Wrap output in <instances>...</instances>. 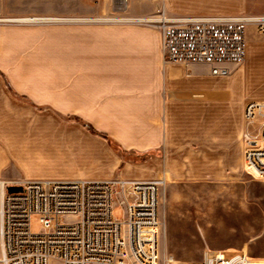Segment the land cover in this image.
I'll return each mask as SVG.
<instances>
[{
  "label": "crops",
  "instance_id": "obj_1",
  "mask_svg": "<svg viewBox=\"0 0 264 264\" xmlns=\"http://www.w3.org/2000/svg\"><path fill=\"white\" fill-rule=\"evenodd\" d=\"M164 5L182 17L245 9L244 0ZM110 19L85 20L76 33L2 27L0 179H241L244 103L264 99V35L256 38L249 25L243 61L218 76L207 63L165 61L156 28ZM4 78L39 108L12 97ZM75 119L126 151L157 154L144 162L122 160Z\"/></svg>",
  "mask_w": 264,
  "mask_h": 264
},
{
  "label": "built area",
  "instance_id": "obj_2",
  "mask_svg": "<svg viewBox=\"0 0 264 264\" xmlns=\"http://www.w3.org/2000/svg\"><path fill=\"white\" fill-rule=\"evenodd\" d=\"M165 61L207 63L213 75L245 56L246 29L264 15H159ZM244 170L264 179V99L244 103ZM160 179H0V264H247L245 253H205L195 261L159 258ZM8 186H21L20 191ZM115 200L123 219L112 215ZM37 216L39 231L30 221Z\"/></svg>",
  "mask_w": 264,
  "mask_h": 264
},
{
  "label": "rangeland",
  "instance_id": "obj_3",
  "mask_svg": "<svg viewBox=\"0 0 264 264\" xmlns=\"http://www.w3.org/2000/svg\"><path fill=\"white\" fill-rule=\"evenodd\" d=\"M244 2V14L239 15L264 14V0ZM116 7V0H0V18L47 17L37 22L0 21V31L2 27L24 31L40 27L76 33L84 30L85 20L111 18L109 21L115 23L154 27L161 34L158 22L127 19H156L159 15L182 17L170 13L164 0H124L122 7ZM262 35L264 30L255 31L256 38ZM9 92L16 100L39 108L26 97L11 89ZM75 121L82 124L79 119ZM148 153L144 160L134 162H144L157 154L155 151ZM161 182L160 260L168 256L180 261H195L205 253L221 251L226 257L245 253L247 264H264V179H256L244 170L242 178L233 181ZM17 190L20 191L21 186H17ZM112 215L119 219L125 217L124 206L116 200ZM30 228L32 231L41 229L37 216L31 218ZM49 264L60 262L51 258Z\"/></svg>",
  "mask_w": 264,
  "mask_h": 264
},
{
  "label": "trees",
  "instance_id": "obj_4",
  "mask_svg": "<svg viewBox=\"0 0 264 264\" xmlns=\"http://www.w3.org/2000/svg\"><path fill=\"white\" fill-rule=\"evenodd\" d=\"M4 81L6 83V85L8 86V89H11L13 93H16L12 87L10 86V84L8 83V81L6 80V78H4ZM80 122L82 123L83 126H85L90 132L94 133V134H98L99 136L103 137L104 139H106V141L108 142V144L111 146V148L118 154L120 155V157L122 158V160H130V161H141L144 160L147 155H149V151H143V152H136V151H126L124 150L115 140H113L111 137L102 134L98 131H96L95 129H93L88 123H86L85 121L79 119Z\"/></svg>",
  "mask_w": 264,
  "mask_h": 264
},
{
  "label": "bare ground",
  "instance_id": "obj_5",
  "mask_svg": "<svg viewBox=\"0 0 264 264\" xmlns=\"http://www.w3.org/2000/svg\"><path fill=\"white\" fill-rule=\"evenodd\" d=\"M118 7L116 8H120L123 6V2L124 0H116ZM47 19V17H36V16H30V17H22V18H18V19H4V18H0V21H20V22H37L39 20H44ZM146 21H155L157 20V18H147V19H143Z\"/></svg>",
  "mask_w": 264,
  "mask_h": 264
},
{
  "label": "water",
  "instance_id": "obj_6",
  "mask_svg": "<svg viewBox=\"0 0 264 264\" xmlns=\"http://www.w3.org/2000/svg\"><path fill=\"white\" fill-rule=\"evenodd\" d=\"M16 188V186H8V190H15Z\"/></svg>",
  "mask_w": 264,
  "mask_h": 264
}]
</instances>
